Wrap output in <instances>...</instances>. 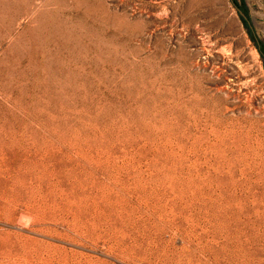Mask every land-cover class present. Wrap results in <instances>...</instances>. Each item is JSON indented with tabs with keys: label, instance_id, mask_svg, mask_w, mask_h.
<instances>
[{
	"label": "rangeland",
	"instance_id": "obj_1",
	"mask_svg": "<svg viewBox=\"0 0 264 264\" xmlns=\"http://www.w3.org/2000/svg\"><path fill=\"white\" fill-rule=\"evenodd\" d=\"M0 264H264V0H0Z\"/></svg>",
	"mask_w": 264,
	"mask_h": 264
},
{
	"label": "bare ground",
	"instance_id": "obj_2",
	"mask_svg": "<svg viewBox=\"0 0 264 264\" xmlns=\"http://www.w3.org/2000/svg\"><path fill=\"white\" fill-rule=\"evenodd\" d=\"M26 222H27V220H26ZM3 234H4V235H10V232H3ZM16 234H17V235H20L19 233H15V235H16ZM25 237H27V238H31V237H28V236H25ZM59 248H60V250H64V248H62V247H59ZM59 248H58V249H59ZM71 254L73 255L74 252H71ZM85 258H88V259L90 258V259H91V257H88V256H86Z\"/></svg>",
	"mask_w": 264,
	"mask_h": 264
},
{
	"label": "water",
	"instance_id": "obj_3",
	"mask_svg": "<svg viewBox=\"0 0 264 264\" xmlns=\"http://www.w3.org/2000/svg\"><path fill=\"white\" fill-rule=\"evenodd\" d=\"M237 9H238L240 15L244 18V20H245L246 22H248V17H247V15H246L241 9H239V8H237Z\"/></svg>",
	"mask_w": 264,
	"mask_h": 264
}]
</instances>
